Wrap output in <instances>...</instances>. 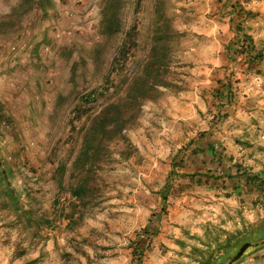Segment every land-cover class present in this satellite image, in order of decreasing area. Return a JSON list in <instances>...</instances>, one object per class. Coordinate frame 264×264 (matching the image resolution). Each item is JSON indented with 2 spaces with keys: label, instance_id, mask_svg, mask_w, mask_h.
<instances>
[{
  "label": "rangeland",
  "instance_id": "374dc122",
  "mask_svg": "<svg viewBox=\"0 0 264 264\" xmlns=\"http://www.w3.org/2000/svg\"><path fill=\"white\" fill-rule=\"evenodd\" d=\"M53 1L55 5L47 10V17H42L39 9H35L22 18L18 29L0 35V153L11 159H25L30 169L43 174L36 193L46 210L51 209V199L56 195L49 180L53 165L48 160L56 162L68 148L67 136H70L73 116L72 107L53 113L55 102L60 96L105 87L102 74L115 50L111 42L105 44L97 0ZM151 1L141 0L140 10L133 15L134 0H127L124 10L126 28L133 22L139 26L140 43L146 40ZM242 2L258 12L247 24L259 43L264 40V0ZM15 3L16 0H0V13L8 12ZM218 6V0L165 1L166 15L174 27L187 32L180 40V51L173 65L185 86L177 95L164 91L157 102L144 104L141 126L127 130L138 148V155L122 161L106 174L111 178L122 177V183L106 188L93 218H88L86 226L76 233L81 238L90 228L96 229L91 238L107 246L105 250H97L96 260L100 264H129V240L145 229L156 230V233L151 236L141 263L180 264L179 260L187 259L178 255L173 238L183 236L182 228L200 234L202 224L206 220L217 222L223 215L222 209L229 205L234 206L233 210L240 207L246 220L264 214V210L251 207L249 196H244V203L239 204L235 195L217 196L213 190L202 186L188 193H171L165 211L161 212V198L156 193L166 180L169 156L197 130L209 125L210 114L203 103L208 93L202 91L229 68L224 45L232 32L227 16L218 13ZM132 54L121 73L110 74L107 83L110 90L115 92L123 84L140 60L142 47L135 48ZM231 67L238 78L236 100L230 108V118L217 127L210 139L234 156H239L241 148H249L246 151L254 157H247V161L256 170L261 166L258 158L264 156V149H260L264 148V114L260 113L264 110V60L258 64L261 70L258 74L247 73L239 57ZM197 84L202 85L200 93L196 92L202 98L201 107L194 101L193 87ZM100 99L98 97L93 104L94 109L98 108ZM251 118L257 122L252 123ZM73 123L77 126L80 121ZM246 128L251 133V147L233 141V136L241 137ZM110 146L117 150L121 144L113 141ZM235 213L234 210L231 214ZM16 241L15 232L7 231L0 224V264H18L20 248ZM47 244L49 256L42 264H58L59 253L52 248L51 240ZM37 248L31 254H36ZM263 262L264 257L260 256L256 264Z\"/></svg>",
  "mask_w": 264,
  "mask_h": 264
},
{
  "label": "trees",
  "instance_id": "16d2710c",
  "mask_svg": "<svg viewBox=\"0 0 264 264\" xmlns=\"http://www.w3.org/2000/svg\"><path fill=\"white\" fill-rule=\"evenodd\" d=\"M165 1H151L146 40L140 43L139 26L135 22L125 26L127 0H97L105 44L111 42L115 50L102 74L105 87L60 96L55 102L53 113L72 107L73 116L70 136H67L68 148L56 162L48 160L53 165L49 180L56 189L50 210L42 207V200L36 193L39 189L36 185L43 174L30 169L25 159H11L0 153V224L7 231L15 232L20 264L43 262L49 256V240L59 253L58 264H100L96 260L97 250H105L107 246L91 238L96 229L90 228L81 238L76 233L86 226L88 218H93L106 188L122 183V177L111 178L106 174L122 161L138 155V148L127 130L141 126L144 104L157 102L164 91L177 95L185 86L173 65L180 51V40L187 32L174 27L166 15ZM218 1L217 11L221 16H227V25L232 32L224 45L229 68L202 91L208 93L204 99L210 114L207 128L197 130L169 156L166 180L156 190L161 198V212L165 211L171 193H188L199 186L213 190L217 196L222 193L226 197L235 195L239 204L244 203V196H249L252 208L264 210V156L258 158L261 166L255 170L247 161V157H254L246 151L249 148H241L239 156H234L210 139L217 127L230 118V108L236 100L238 78L231 65L239 57L243 59L247 73L258 74L261 73L258 64L264 60V40L256 42L251 26L247 24L258 12L242 0ZM140 3L141 0H134L133 15L140 10ZM54 5L53 0H16L8 12L0 13V35L18 29L22 18L35 9H39L42 17H47V10ZM140 47L143 50L140 60L123 84L115 92L110 90L107 84L110 74L121 73L127 58ZM98 97L101 98L99 106L94 109ZM1 108L0 105V111ZM260 113L264 114V110ZM75 120L80 121L77 126L73 123ZM251 121L257 122L254 118ZM233 137L234 143L240 146L251 147L253 144L249 128L241 132V137ZM113 141H118L120 148H111ZM232 207L225 206L217 222L206 220L200 234L182 228L183 236L173 238L178 255L187 259L179 260L180 264H256L260 256L264 257V214L246 220L240 207H235L236 213L232 215ZM155 233L156 230L145 229L129 240V264H142L144 250L149 248ZM60 238L62 242H59ZM35 247H38L36 254H31Z\"/></svg>",
  "mask_w": 264,
  "mask_h": 264
},
{
  "label": "crops",
  "instance_id": "0c3cea01",
  "mask_svg": "<svg viewBox=\"0 0 264 264\" xmlns=\"http://www.w3.org/2000/svg\"><path fill=\"white\" fill-rule=\"evenodd\" d=\"M59 8V7H58ZM255 37V40H256V36H254ZM200 87H202V85L201 84H197V85H195L194 87H193V95H194V101L195 102H197V104L201 107V101H202V98H201V96L198 94V93H200ZM199 89V90H198ZM198 91V93H197V95H196V92ZM185 92H187V91H185ZM184 92V93H185ZM189 94H186V96H188ZM203 102V101H202ZM186 103V102H185ZM204 103V102H203ZM186 104H189L188 102L186 103ZM185 125V124H184ZM200 129H202V128H200ZM195 132V131H194ZM47 249H49L48 248V246H47ZM19 262H18V264H20V260H18ZM40 264H42V262L40 263Z\"/></svg>",
  "mask_w": 264,
  "mask_h": 264
}]
</instances>
